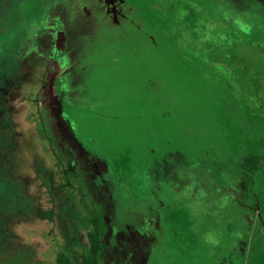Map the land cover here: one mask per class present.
<instances>
[{
  "label": "rangeland",
  "instance_id": "1",
  "mask_svg": "<svg viewBox=\"0 0 264 264\" xmlns=\"http://www.w3.org/2000/svg\"><path fill=\"white\" fill-rule=\"evenodd\" d=\"M259 154L264 0H0V264H264Z\"/></svg>",
  "mask_w": 264,
  "mask_h": 264
},
{
  "label": "trees",
  "instance_id": "2",
  "mask_svg": "<svg viewBox=\"0 0 264 264\" xmlns=\"http://www.w3.org/2000/svg\"><path fill=\"white\" fill-rule=\"evenodd\" d=\"M220 138H222V140L219 139V141H221V142L224 141L223 140L224 136H220ZM216 157L217 158H223V159H229V157H218V156L213 157V159L217 160ZM261 159H264V155L262 156L261 154H259L256 157H250V158L246 159L245 171H243L245 177L243 178L242 183L244 184L243 185L244 190L251 197L253 194V190H252V185L250 184L251 183L250 180L252 177L250 172H252L251 169L253 167V164L256 165L257 163H259L261 161ZM190 167H191L190 169L200 171V168H198L194 164H192ZM255 174L256 173H254V175ZM253 207H254V210H256V207L255 206H253ZM91 216H90L91 220L89 221V226L91 228H90V231L88 233L89 249L82 256L81 264H101V254H102V251L104 248L102 239H103L104 234H105V227H104V223H103L101 216H99V215H91ZM57 263L58 264H74L73 261H71L64 254L58 255Z\"/></svg>",
  "mask_w": 264,
  "mask_h": 264
},
{
  "label": "flooded vegetation",
  "instance_id": "3",
  "mask_svg": "<svg viewBox=\"0 0 264 264\" xmlns=\"http://www.w3.org/2000/svg\"><path fill=\"white\" fill-rule=\"evenodd\" d=\"M64 51H69V50H68V47H65V48H64ZM68 53H69V52H68ZM73 61H74V53L70 52V55H69V57H68V62H70V64H72ZM68 62H67V64H69ZM72 66H73V65H72Z\"/></svg>",
  "mask_w": 264,
  "mask_h": 264
}]
</instances>
